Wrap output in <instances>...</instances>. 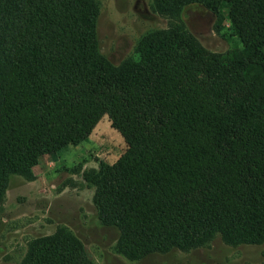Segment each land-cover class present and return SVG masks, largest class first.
<instances>
[{
  "label": "trees",
  "instance_id": "obj_1",
  "mask_svg": "<svg viewBox=\"0 0 264 264\" xmlns=\"http://www.w3.org/2000/svg\"><path fill=\"white\" fill-rule=\"evenodd\" d=\"M199 4L226 51L184 26L142 37L135 61L98 52L93 0H0V192L7 175L77 144L106 115L126 143L115 164L84 174L104 225L133 257L219 234L264 236V0ZM24 264H90L68 237L39 239Z\"/></svg>",
  "mask_w": 264,
  "mask_h": 264
},
{
  "label": "rangeland",
  "instance_id": "obj_2",
  "mask_svg": "<svg viewBox=\"0 0 264 264\" xmlns=\"http://www.w3.org/2000/svg\"><path fill=\"white\" fill-rule=\"evenodd\" d=\"M98 52L112 63L137 60L143 36L184 26L207 49L226 51L228 5L219 6L221 24L199 4L181 13L161 9L159 0H93ZM126 150L121 135L103 115L91 133L42 155L7 175L0 192V264H24L39 239L68 237L77 242L90 264H264V236L255 243H231L216 234L198 245L133 257L119 242V232L101 223L94 203L96 186L84 174L115 164Z\"/></svg>",
  "mask_w": 264,
  "mask_h": 264
}]
</instances>
